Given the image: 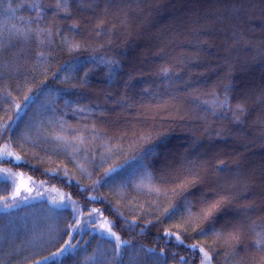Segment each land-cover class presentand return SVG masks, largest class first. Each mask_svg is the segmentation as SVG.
Returning <instances> with one entry per match:
<instances>
[{
	"label": "trees",
	"instance_id": "1",
	"mask_svg": "<svg viewBox=\"0 0 264 264\" xmlns=\"http://www.w3.org/2000/svg\"><path fill=\"white\" fill-rule=\"evenodd\" d=\"M0 165L120 240L54 255L72 212L35 200L0 264H264V0H0Z\"/></svg>",
	"mask_w": 264,
	"mask_h": 264
},
{
	"label": "rangeland",
	"instance_id": "2",
	"mask_svg": "<svg viewBox=\"0 0 264 264\" xmlns=\"http://www.w3.org/2000/svg\"><path fill=\"white\" fill-rule=\"evenodd\" d=\"M8 155L17 158L12 151ZM0 179L7 180L11 184L9 196L7 199L0 201V210H7L41 199L46 200L51 207H65L71 210L73 223L70 226L69 234L54 255L62 254L61 250L65 249L66 246H70V249L77 247L85 232L111 238L117 245L120 243L116 234L115 236L111 235V233L115 232L106 217L101 215L97 209L83 210L80 204L65 190L50 186L44 181L35 179L22 171L14 170L5 165H0ZM5 205H9V207H5ZM203 264L208 263L205 260Z\"/></svg>",
	"mask_w": 264,
	"mask_h": 264
},
{
	"label": "snow or ice",
	"instance_id": "3",
	"mask_svg": "<svg viewBox=\"0 0 264 264\" xmlns=\"http://www.w3.org/2000/svg\"><path fill=\"white\" fill-rule=\"evenodd\" d=\"M26 99H27V97H26ZM5 207H9V205H5ZM111 235L115 236V233H111ZM177 239H179V237H177ZM254 243H255V246H257V247L264 245V236H260L259 239H257ZM193 247H195V246H193ZM69 249H70V246H66L65 249L61 250V252L63 253L65 251H68ZM205 256L207 257L206 253H205Z\"/></svg>",
	"mask_w": 264,
	"mask_h": 264
}]
</instances>
